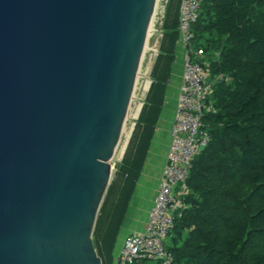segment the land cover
Instances as JSON below:
<instances>
[{
    "label": "water",
    "instance_id": "95a60500",
    "mask_svg": "<svg viewBox=\"0 0 264 264\" xmlns=\"http://www.w3.org/2000/svg\"><path fill=\"white\" fill-rule=\"evenodd\" d=\"M157 1L0 0V264H102L94 230Z\"/></svg>",
    "mask_w": 264,
    "mask_h": 264
},
{
    "label": "trees",
    "instance_id": "16d2710c",
    "mask_svg": "<svg viewBox=\"0 0 264 264\" xmlns=\"http://www.w3.org/2000/svg\"><path fill=\"white\" fill-rule=\"evenodd\" d=\"M180 5L167 1L152 83L98 215L94 243L102 264L115 262L161 119L180 39ZM193 31V46L204 52L197 60L208 64L212 77L231 81L217 82L208 99L212 108L203 122L211 139L193 160L186 207L175 215L167 246L180 264H264V0H203ZM214 53L217 59L205 62Z\"/></svg>",
    "mask_w": 264,
    "mask_h": 264
},
{
    "label": "built area",
    "instance_id": "2783aa9c",
    "mask_svg": "<svg viewBox=\"0 0 264 264\" xmlns=\"http://www.w3.org/2000/svg\"><path fill=\"white\" fill-rule=\"evenodd\" d=\"M203 0H181L180 40L185 46V65L177 103L176 120L167 164L149 212L143 232H133L123 242L118 264H180L167 246L177 212L184 209L183 197L188 194L187 180L194 158L208 145L211 137L205 129L203 117L212 108L209 97L217 82H230L226 75L212 77L208 64L198 61L203 49H195L193 27ZM158 53V48L154 49ZM195 56V60L192 56Z\"/></svg>",
    "mask_w": 264,
    "mask_h": 264
},
{
    "label": "crops",
    "instance_id": "0c3cea01",
    "mask_svg": "<svg viewBox=\"0 0 264 264\" xmlns=\"http://www.w3.org/2000/svg\"><path fill=\"white\" fill-rule=\"evenodd\" d=\"M162 25H163V21H162ZM155 32L156 31H153L148 38V44H147L148 46L146 47L145 54L150 50V47H149L150 38L153 36V33ZM161 37L162 35L160 36L159 42H158V52H159V43H160ZM153 42H155V39ZM185 51H186L185 46L182 43V41L179 39L177 49H176V60L172 66V75H171L168 89H167L164 109L162 111L161 119L159 121L158 127L156 129V132H155L152 144H151L150 151L148 153L147 161L143 169L142 176L136 188L134 197L131 201L132 203L131 205L133 206L130 207V209L128 210V213L122 225L120 234L118 236V240H117L116 247L114 250V258H115L114 264H118L117 261H118L119 255L121 254L123 242L126 236L133 232H143L147 226L149 212L154 204L155 198L153 199L150 205L146 204L144 206V198L146 196V182L148 180H152L153 182L155 181L159 188L160 181L163 176V171L167 164L168 153H169V149H170L171 142H172V127L175 122V114L177 110L178 97L180 94L182 79H183V74H184ZM157 55L158 53L156 54V57ZM154 62L155 60L152 59L151 62L149 61L148 63H146L145 67L143 65L142 67L143 69L141 70V72H143V76L141 79L143 82H147L149 87H147L145 90H143L142 88L143 91L141 92V94L138 95L137 91L140 86L139 85L140 79L136 85L134 96L136 99L139 98L140 100H142V102L139 104L138 113L141 112L145 104L146 96H147V93L152 83L151 72L153 69ZM147 79H149L150 81L148 82ZM138 113H137V116H138ZM157 191L153 190V192H156V193ZM156 193H152V194L156 196Z\"/></svg>",
    "mask_w": 264,
    "mask_h": 264
},
{
    "label": "rangeland",
    "instance_id": "374dc122",
    "mask_svg": "<svg viewBox=\"0 0 264 264\" xmlns=\"http://www.w3.org/2000/svg\"><path fill=\"white\" fill-rule=\"evenodd\" d=\"M167 1L168 0H158V3L156 4V6H157L156 11L157 12H156V14L154 13L155 16L153 18L152 25H151L152 30H151L149 36L151 35V33L153 31H156V32L153 33V36L150 38V43H149L150 44L149 45L150 50L144 55V57L142 59L141 70L143 69L142 68L143 65L145 67L146 63H148L149 61L151 62L152 59L155 60L156 53H155L154 49L158 48L159 38L163 34L162 21L164 18ZM154 39H155V42H153ZM218 56H219L218 53L208 55L206 62L207 63H208V61L210 62V59H217ZM142 76H143V72H140V77H139V79H140L139 85L140 86H139V89L137 91L138 95L141 94V92L148 87V83L142 81V79H141ZM147 80H148V82L150 81L149 79H147ZM142 88H143V90H142ZM141 102H142V100H140L139 98L136 99L135 96L133 97L132 104L130 106L128 118H127L125 126H124L122 138H121L117 153H116L115 157L113 158V160L111 161L112 166L114 167L113 171L116 170L117 164L120 163L122 160L121 157H122V154L124 152L127 140L129 139L130 132H131L132 128L134 127L136 121L138 120L136 117H137V113H138L139 104ZM176 114H177V110H176ZM176 114H175V120H176ZM173 126H174V124H173ZM172 129H173V127H172ZM157 188H158V185L155 181L153 182L152 180H148L146 182V196L144 198V206L146 204L150 205L152 203L153 199L156 197L152 193H156V192H153V190L157 191L158 190ZM131 204L132 203H130V205ZM132 206L133 205H131L130 207H132ZM130 207H129V209H130Z\"/></svg>",
    "mask_w": 264,
    "mask_h": 264
},
{
    "label": "bare ground",
    "instance_id": "6f19581e",
    "mask_svg": "<svg viewBox=\"0 0 264 264\" xmlns=\"http://www.w3.org/2000/svg\"><path fill=\"white\" fill-rule=\"evenodd\" d=\"M157 3H158V1H157ZM156 8H157V6H156ZM156 9H155V14H156ZM155 14H154V16H155ZM152 25V24H151ZM151 30H152V28H151V26H150V30H149V34H150V32H151ZM140 72H141V70H140ZM139 77H140V73H139V76H138V80H139ZM138 80H137V82H138ZM137 85V84H136ZM130 110V109H129ZM127 118H128V116H127ZM127 120V119H126ZM126 123V122H125ZM125 126V125H124ZM119 144H120V142H119ZM119 144H118V147H119ZM118 147H117V149L114 151V154H113V156H112V159H111V161L113 160V158L115 157V155H116V153H117V150H118Z\"/></svg>",
    "mask_w": 264,
    "mask_h": 264
}]
</instances>
